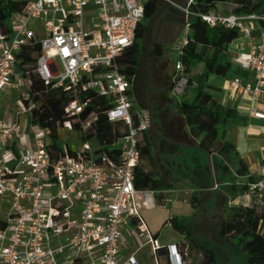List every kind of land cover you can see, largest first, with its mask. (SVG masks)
<instances>
[{"label":"built area","instance_id":"2783aa9c","mask_svg":"<svg viewBox=\"0 0 264 264\" xmlns=\"http://www.w3.org/2000/svg\"><path fill=\"white\" fill-rule=\"evenodd\" d=\"M12 1H26V7L12 15L11 33L0 29V96L13 81L16 53L33 39L40 41L42 51L36 65L38 74L55 87L74 91L67 107L72 115L81 114L88 105L78 88L92 89L111 100L108 119L123 121L127 130L116 142L120 154L114 157L105 151L98 153L90 141L75 154L59 153L54 157L48 150L47 132L39 127H34L36 150L26 151L16 168L0 157V208L10 204L7 221L0 218V226L7 223L9 230L8 241L0 249V264H58L57 256L67 249L74 252L75 260L100 250L98 264H121L125 231L134 227L146 233L155 264H161L158 252L162 249L168 253L169 264H186L187 248L181 243L160 244L149 232L142 214L144 207L164 205L157 197L165 191L138 190L135 186L140 144L150 127L149 117L135 106L134 82L119 71L116 58L136 39L145 19L144 0ZM193 1L186 0L187 5L179 6L185 12L188 28V5ZM200 16L210 25L240 32L239 49L233 58L244 70L251 71L253 78L243 81L234 76L231 90L264 102V14L210 11ZM38 20L47 34L44 39L29 28L31 21ZM187 42L185 38L175 44L176 49L181 52ZM174 67L182 71V61L177 60ZM186 84L187 79L182 77L173 92L182 94ZM33 107L30 103L24 105V110L31 112ZM251 113L264 119V107H252ZM90 124L91 120L83 122V130ZM65 126L72 128V123ZM22 131L19 120L0 119V149ZM19 168H28L29 172ZM249 191L262 200L264 180L250 183ZM52 238L59 243L52 245ZM127 264L141 263L130 256Z\"/></svg>","mask_w":264,"mask_h":264},{"label":"trees","instance_id":"16d2710c","mask_svg":"<svg viewBox=\"0 0 264 264\" xmlns=\"http://www.w3.org/2000/svg\"><path fill=\"white\" fill-rule=\"evenodd\" d=\"M162 2V0H144L145 19L140 24L136 39L116 58L119 71L133 82L142 61L147 22L161 8ZM221 4H231L232 9L225 8V11H219ZM25 7L26 1L0 0V29L11 33L12 15L23 12ZM188 8L191 11L189 17L191 33L188 34V42L179 52L177 59L182 61L183 70L179 71L174 67L170 82L167 80L169 86L163 89L164 96L166 102L170 103L174 100L171 92L178 81L182 77L187 79L180 99L175 98V108L180 119L174 120V126L182 133V126L185 125L190 139L197 140L200 147L216 157L220 177L225 183L223 188L230 194V199L236 201L249 190V184L257 182L259 178L249 173L248 165L240 157L237 146L231 141L222 140L221 129L229 121H238L237 110L223 105L209 92L211 88L209 78L212 74H216L228 78L240 76L243 81H248L246 77L248 71L236 64L229 52V46L240 37V32L236 28L224 25H210L200 14L217 11L262 15L264 0H194ZM171 9L178 13L182 22L185 21V12L172 6ZM41 52L40 41L31 39L23 44L16 53V69L22 77L29 79V91L28 95L23 97V103L26 106L30 103L34 105L30 112L31 124L46 130L48 150L54 157L59 153H76L75 148L69 144L64 145L60 138V129L70 122L72 129L80 132L82 143L92 141L98 153L105 151L112 157L118 156L120 147L116 142L126 132L127 125L123 121L108 119L107 111L112 107L111 100L98 96L92 89L80 87L78 94L88 102V105L81 114L72 115L67 107L74 91L65 87H55L52 83L46 82L36 71ZM163 56L164 46L153 44L149 62L153 96L154 81L161 78L158 63ZM201 65L202 69L199 71ZM189 91L192 92L191 95L188 94ZM135 106L137 107L136 103ZM87 120H91V124L83 130L82 123ZM154 121L158 135L167 140L176 139L178 135L172 134V128H162L156 118ZM140 149L141 160L135 169L136 188L152 191L174 189L175 185L160 173L156 165L154 143L149 130L144 132ZM144 160L151 164V168L143 162ZM251 194L253 199L250 204L237 202L226 204L221 233L235 243L249 264H264V194L262 200H258L256 194ZM160 197H166V194H161ZM201 202L200 194L194 193L190 199L191 206L197 209ZM170 223L180 232L181 239L178 243L187 248L188 257L197 260L198 253L202 260L201 264H218L215 254L194 237L187 217H173ZM166 264H169V260H166Z\"/></svg>","mask_w":264,"mask_h":264},{"label":"rangeland","instance_id":"374dc122","mask_svg":"<svg viewBox=\"0 0 264 264\" xmlns=\"http://www.w3.org/2000/svg\"><path fill=\"white\" fill-rule=\"evenodd\" d=\"M178 8L177 6H172ZM225 8L228 10L232 9L231 4H221L219 6L220 11H225ZM37 25L33 26V21L30 22L29 28H34L38 32L40 39L47 37L44 26L42 22L35 21ZM147 30L143 42V56L142 61L138 69L137 76L134 81V90H135V103L137 108L148 114L149 102H148V86H147V74L145 67V51L147 46ZM191 33V29L185 27L182 34L178 38L176 45L182 43V41L187 38L188 34ZM239 38L234 40V42L229 46L230 49L234 48V45L238 42ZM153 41L147 56V67L149 76H151L149 62L152 57ZM176 45L172 46L171 54L169 51L164 53V56L160 59L158 63V70L160 71V76L154 81V96L152 100V114L153 120L158 122L162 128H173L174 120L176 118L172 117L170 103L166 102L164 96V87L169 86L167 80L170 82V77L172 75L174 64L179 57V50L176 49ZM202 67V65L200 66ZM198 68V70L200 69ZM197 70V69H196ZM15 76V80L18 75ZM165 73V74H164ZM164 74V75H162ZM164 76V77H162ZM166 76V77H165ZM218 75L212 74L210 81L214 82ZM151 79V78H150ZM166 79V81L164 80ZM16 82V90L13 94L9 95L7 102L9 107L17 108L20 106L19 98L21 94L28 95L27 86H19ZM153 89V87H152ZM181 97V96H180ZM177 97L176 99H180ZM21 103H23V97L21 98ZM3 106H0V112H2ZM174 116V115H173ZM180 118V117H179ZM176 125V123H175ZM154 126L156 129L155 121ZM223 129V127H222ZM221 129V134L223 136V131ZM151 137L154 143V156L156 160V165L161 174L166 176L174 185L175 188L173 191L169 192L168 197L172 198L171 202H167L164 205H157L156 208L143 211L145 217V222L147 225L154 231L159 232L161 237V242L168 244L171 242H177L180 240V232L172 226L168 221L173 217H187L190 227L192 229L194 237L198 242L204 247L210 249L216 256L218 264H249L246 260L242 251L235 245V243L227 237H224L221 233V223L224 217V207L226 204L245 203L250 204L252 202L253 196L249 190L245 192L244 195H241L236 201L230 199V194L223 188V180L219 175V168L217 163H215L214 168L211 170V176L213 177L214 184H191L190 181H195L196 174H199L200 169L198 165L204 166V163H197L196 160H188L187 154L182 152L178 156L177 161L173 159H168V156H173L176 153H179L181 150L180 145L176 144L171 145L169 141L160 135L157 131L155 134L152 133L150 127ZM172 130V129H171ZM172 134L175 136V132L172 130ZM60 138L65 144H69L72 148L80 149L82 147V141L80 138V132L73 130L65 126L60 129ZM188 139L190 141H188ZM182 142H187L192 145H198V141L195 139H190L188 134V129L185 125L182 126V133H178L176 139ZM92 146L93 142L90 141ZM191 158V157H190ZM181 162L180 163H178ZM147 163V166L151 168V164ZM216 162V161H215ZM195 188H201L203 191H196ZM196 192L200 194L202 202L197 209H194L189 200L193 193ZM200 192V193H199ZM182 195V197H180ZM6 195V199H8ZM164 202V201H163ZM10 205V204H9ZM8 204H3L2 210H8ZM6 211L1 212V218L5 219ZM167 222L166 224H164ZM144 251L147 253V249L144 248ZM197 260L188 257L186 264H201V257L197 253Z\"/></svg>","mask_w":264,"mask_h":264},{"label":"crops","instance_id":"0c3cea01","mask_svg":"<svg viewBox=\"0 0 264 264\" xmlns=\"http://www.w3.org/2000/svg\"><path fill=\"white\" fill-rule=\"evenodd\" d=\"M185 3L186 0L184 1V3L180 2L175 6L177 7L183 6ZM35 25H37V23L33 22V26ZM240 41L241 39L239 38L238 42L234 45V48L233 49L229 48V52L231 53L232 56L237 54ZM172 46L168 47L170 54H171ZM168 50L167 48H164V52L165 51L167 52ZM201 69L202 67H200L199 71ZM16 71L17 69L15 70L14 78L17 75ZM18 75L20 74L18 73ZM246 77L247 80L251 81L253 78V73L251 71H248V75ZM14 78L11 85L8 86L0 96V106H3L2 112H0V119H6L9 121L19 120L23 125L22 133H20L17 136V138L13 142H11L7 147L0 149V157L4 158L6 160L7 165L11 168H16L18 166L20 158L26 151L36 150L37 148L34 126L31 124V113L28 110H24V105L21 103V98L26 97L27 95L25 96L21 94V97L19 98L20 106H18L17 108L9 107L8 103L4 105V103L7 102V98L9 97V95L13 94V92L16 90V86H15L16 82H18L17 85L19 86H27L29 91V86H30L29 79L22 77V75L17 77L16 80ZM230 81L231 78L221 75H218V77L214 82H211L209 78V84L211 85V88H209V92L223 105L235 108L237 110L238 121L237 122L229 121L223 125V129H222L223 136L221 134L222 140L233 142L237 146L240 157L248 165L249 173L258 177L259 180H264V167H263L264 119H258L251 113L252 107L262 108L264 107V102L259 99L253 98L251 95L247 93L239 94L233 92L231 90ZM188 94L191 95L192 92L189 91ZM181 95L182 94H175L173 91L171 92V96L174 97V100H172V102L170 103L171 114L172 117L176 119L179 118V114L177 112V109L175 108V102H176L175 98L180 97ZM172 129L175 132V135L181 133V131H177L175 126H173ZM165 141H169L170 144L174 146L178 144L181 147L179 153H176L173 156H168V159L170 160L173 159L174 161L175 160L177 161L178 156H180L182 152H185L187 154L186 158H188V160L194 159L199 164L200 162L204 163V166L198 165L200 172L199 174H196L195 181H190L191 184H197V185L207 184V183L214 184L213 177L211 176V170L214 168L215 163H217L218 165V161L214 155L209 154L205 149H203L199 145H192L187 142H182L180 140H173V139H168V140L166 139ZM178 163L181 164V162L179 161ZM20 169L21 168H19V170ZM21 170H23L24 172H29L28 168H22ZM219 175H220V170H219ZM223 185H225V183ZM195 189L197 192L203 191V189L201 188H195ZM173 190L174 189L164 190L166 197L158 196L157 200L160 203H165V204H166V200L167 202H171L172 198L168 197V193ZM180 197H182V195H180ZM145 210H150V208L144 207L142 209V214L143 211ZM5 211L7 213L5 219L3 220L6 222L8 219L9 210H5V209L2 210V207L0 208V218H1V212H5ZM168 222L170 223V220ZM166 223L167 222H165L164 224ZM146 226L149 232L151 233V235L157 238L160 244H162L163 246L169 245L171 243H178L180 241L179 240L177 242H171L168 244L162 243L160 233L154 232L147 225V223ZM8 234H9V230L7 228V223H5L3 226H0V249L2 246H4L7 243ZM61 240L64 241V238H62ZM58 243L59 241L57 239L52 238L51 240L52 245H56ZM144 248L147 249V253L144 251ZM73 254L74 252L67 249L62 254H59L57 256L56 261L58 264H70L73 261L74 264H98L100 250H95L92 253L86 255L85 257L76 258V260ZM130 256H135L140 261L141 264H155L154 263L155 256L150 244L147 243L146 233L141 232L136 227H134L133 230L125 231L124 239L121 244V264H127V261ZM158 259L161 264H166V260H168V253L165 249H162L158 252Z\"/></svg>","mask_w":264,"mask_h":264},{"label":"water","instance_id":"95a60500","mask_svg":"<svg viewBox=\"0 0 264 264\" xmlns=\"http://www.w3.org/2000/svg\"><path fill=\"white\" fill-rule=\"evenodd\" d=\"M185 0H167L164 4V6L162 8H160L153 16V18L151 19V22L149 24L148 27V32H147V46H146V51H145V67H146V74H147V86H148V102H149V110H148V117H149V126L150 129L152 131L153 134H155L156 129L154 126V120H153V114H152V100H153V89H152V83H151V79L149 76V72H148V67H147V56L151 47V43L153 41V25L155 20L162 14V12L165 10V8L169 7V6H175L176 4L183 2L184 3ZM185 5V4H184ZM185 27V24L181 21V22H177V21H173L170 23L169 27H168V34L167 36H170V40L169 41H164L162 42V45L165 47H169L174 45L178 38L180 37L183 29Z\"/></svg>","mask_w":264,"mask_h":264},{"label":"flooded vegetation","instance_id":"af4514ba","mask_svg":"<svg viewBox=\"0 0 264 264\" xmlns=\"http://www.w3.org/2000/svg\"><path fill=\"white\" fill-rule=\"evenodd\" d=\"M164 4H165V2L163 1L161 8L164 6ZM152 18H150L149 21L147 22V31H148V27H149V24H150ZM173 21L181 22L180 18L178 17V13L176 11H173L171 9V6H169V7L165 8V10L162 12V14L154 22L153 34H152L153 42H154L153 44L158 43V44L162 45V42H164L166 40L167 41L170 40L171 37L167 36L168 27H169L170 23ZM164 48H167V50H168V47L164 46ZM169 54H170V52H169Z\"/></svg>","mask_w":264,"mask_h":264}]
</instances>
